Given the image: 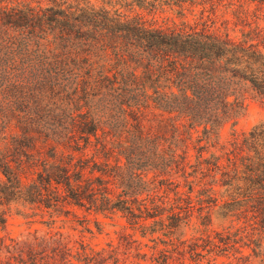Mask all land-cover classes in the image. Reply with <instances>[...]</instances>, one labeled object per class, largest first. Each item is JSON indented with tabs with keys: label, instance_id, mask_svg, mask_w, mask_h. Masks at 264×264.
Listing matches in <instances>:
<instances>
[{
	"label": "trees",
	"instance_id": "obj_1",
	"mask_svg": "<svg viewBox=\"0 0 264 264\" xmlns=\"http://www.w3.org/2000/svg\"><path fill=\"white\" fill-rule=\"evenodd\" d=\"M254 3L0 0V229L17 205L51 221L69 205L154 243L91 250L35 229L0 237V264H264V119L222 138L264 102ZM214 213L228 226L187 237Z\"/></svg>",
	"mask_w": 264,
	"mask_h": 264
},
{
	"label": "rangeland",
	"instance_id": "obj_2",
	"mask_svg": "<svg viewBox=\"0 0 264 264\" xmlns=\"http://www.w3.org/2000/svg\"><path fill=\"white\" fill-rule=\"evenodd\" d=\"M253 7L257 6V3L252 4ZM261 6L264 11V4ZM167 16L174 17L178 20L176 13L168 12L160 14L157 18V24L167 25L172 24L171 21L166 19ZM264 119V102L261 99L254 97L249 98L247 101V108L244 115L235 124H228L222 130V138L225 142L233 139L235 136L242 137L253 126ZM65 209L70 210V213L62 214V217L57 218L55 221H51L50 213L45 208H36L34 214L30 219L25 218L21 214H17V211L32 212L30 208H24L21 205H17L14 208L13 214L9 218V224L5 230L0 229V237L13 236L19 237L22 234H26L29 230L38 229L40 232L47 230H56L61 232L63 236L70 241V245L73 247H79L83 244L87 249L98 250L104 247H108L109 244L117 245L122 233L134 234L133 238L143 244L153 245L149 237H143L140 230H136L132 227L129 221L121 213L112 216H104L93 211H88L85 208H79L75 206H67ZM197 214V213H196ZM55 214H53L54 216ZM68 216V217H67ZM31 220V222L29 221ZM46 221L45 223L43 222ZM198 225L197 230L189 229L187 231V237H192L196 234L205 232H213L216 230H222L228 226L229 222L214 213L212 216V222L207 228L201 221L195 218ZM201 223V224H200ZM145 251H149V247H143ZM250 249H245V253H251ZM261 258H253V264H261ZM220 260H226L221 258Z\"/></svg>",
	"mask_w": 264,
	"mask_h": 264
}]
</instances>
